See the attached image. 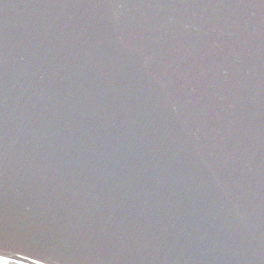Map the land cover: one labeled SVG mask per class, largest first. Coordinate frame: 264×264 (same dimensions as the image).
<instances>
[{
    "label": "water",
    "instance_id": "95a60500",
    "mask_svg": "<svg viewBox=\"0 0 264 264\" xmlns=\"http://www.w3.org/2000/svg\"><path fill=\"white\" fill-rule=\"evenodd\" d=\"M0 258L264 264V6L0 0Z\"/></svg>",
    "mask_w": 264,
    "mask_h": 264
},
{
    "label": "snow or ice",
    "instance_id": "6c2138e0",
    "mask_svg": "<svg viewBox=\"0 0 264 264\" xmlns=\"http://www.w3.org/2000/svg\"><path fill=\"white\" fill-rule=\"evenodd\" d=\"M0 264H11V261L8 259L0 258ZM32 264H40V262L37 261H32Z\"/></svg>",
    "mask_w": 264,
    "mask_h": 264
}]
</instances>
